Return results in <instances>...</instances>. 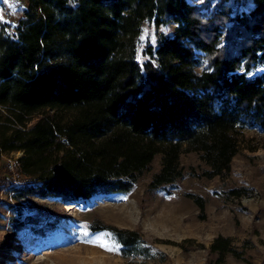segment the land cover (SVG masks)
I'll return each instance as SVG.
<instances>
[{"label": "trees", "instance_id": "16d2710c", "mask_svg": "<svg viewBox=\"0 0 264 264\" xmlns=\"http://www.w3.org/2000/svg\"><path fill=\"white\" fill-rule=\"evenodd\" d=\"M211 1L27 0L13 32H0V154L21 152L16 169L28 179L16 199L127 194L157 155L149 190L183 177V153L199 155L202 177L228 179L238 130L264 132V0L234 18L225 0L204 15ZM144 22L175 28L139 63ZM185 196L203 212L202 198ZM104 229L128 253L140 241ZM210 250L242 260L229 238Z\"/></svg>", "mask_w": 264, "mask_h": 264}, {"label": "rangeland", "instance_id": "374dc122", "mask_svg": "<svg viewBox=\"0 0 264 264\" xmlns=\"http://www.w3.org/2000/svg\"><path fill=\"white\" fill-rule=\"evenodd\" d=\"M187 1L201 6L208 0ZM221 2H208L202 13L209 17ZM26 5L27 0H0V32H13ZM223 5L230 18L253 8L251 0H225ZM224 27L226 35L232 22ZM174 28L144 22L138 62H144L145 48L155 47L160 35L171 36ZM4 116L0 108V118ZM37 117L31 116L27 127ZM238 131V153L225 181L202 177L208 167L199 155L183 153L179 158L183 177L174 186L149 190L161 169L157 155L129 193L99 195L77 203L34 196L16 199L18 187L28 179L9 165L18 166L22 154L1 153L0 264H264V132L251 127ZM8 179L11 184H6ZM241 189L243 195L230 196V191ZM186 194L202 198L203 212ZM32 217L38 223H31ZM104 228L136 232L140 241L128 253ZM218 237L229 238L242 260L211 252Z\"/></svg>", "mask_w": 264, "mask_h": 264}, {"label": "built area", "instance_id": "2783aa9c", "mask_svg": "<svg viewBox=\"0 0 264 264\" xmlns=\"http://www.w3.org/2000/svg\"><path fill=\"white\" fill-rule=\"evenodd\" d=\"M13 167H14V168L17 167V164L14 163V164H10V165H9V168H10V169H13Z\"/></svg>", "mask_w": 264, "mask_h": 264}]
</instances>
